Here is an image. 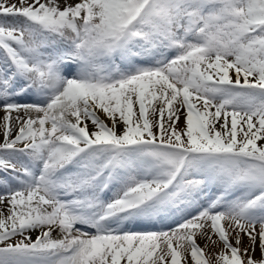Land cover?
<instances>
[{
    "label": "snow or ice",
    "instance_id": "1",
    "mask_svg": "<svg viewBox=\"0 0 264 264\" xmlns=\"http://www.w3.org/2000/svg\"><path fill=\"white\" fill-rule=\"evenodd\" d=\"M0 113V264H264V0H0Z\"/></svg>",
    "mask_w": 264,
    "mask_h": 264
},
{
    "label": "rangeland",
    "instance_id": "2",
    "mask_svg": "<svg viewBox=\"0 0 264 264\" xmlns=\"http://www.w3.org/2000/svg\"><path fill=\"white\" fill-rule=\"evenodd\" d=\"M168 222L166 221L165 222V224H167ZM157 227H160V225H158ZM35 234H33V236H34ZM55 235V234H54ZM200 244H201V246H203V241H198Z\"/></svg>",
    "mask_w": 264,
    "mask_h": 264
},
{
    "label": "bare ground",
    "instance_id": "3",
    "mask_svg": "<svg viewBox=\"0 0 264 264\" xmlns=\"http://www.w3.org/2000/svg\"><path fill=\"white\" fill-rule=\"evenodd\" d=\"M73 2H74V0H73ZM3 115V113H0V116H2Z\"/></svg>",
    "mask_w": 264,
    "mask_h": 264
}]
</instances>
